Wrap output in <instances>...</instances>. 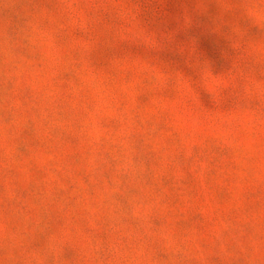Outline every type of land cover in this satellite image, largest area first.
Instances as JSON below:
<instances>
[{"label":"rangeland","instance_id":"rangeland-1","mask_svg":"<svg viewBox=\"0 0 264 264\" xmlns=\"http://www.w3.org/2000/svg\"><path fill=\"white\" fill-rule=\"evenodd\" d=\"M0 264H264V0H0Z\"/></svg>","mask_w":264,"mask_h":264}]
</instances>
